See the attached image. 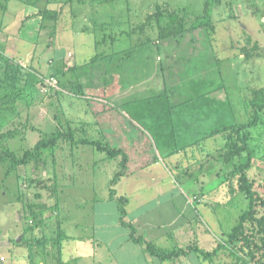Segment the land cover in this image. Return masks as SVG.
I'll return each instance as SVG.
<instances>
[{"label":"rangeland","instance_id":"1","mask_svg":"<svg viewBox=\"0 0 264 264\" xmlns=\"http://www.w3.org/2000/svg\"><path fill=\"white\" fill-rule=\"evenodd\" d=\"M101 1L0 0L7 5L6 10L0 6V53L42 75V84L31 104L20 102L18 113L0 115V153L22 158L39 139L58 130H73L74 139L60 140L55 158H49L37 170L31 162L8 175L9 163L0 162V239L10 245L23 243L24 229L33 224L27 206L41 203L47 207L45 216H49L46 233L51 235L55 223L61 221L67 235L74 237L66 255L77 252L104 256L115 252L119 264H157L143 250L145 255H138L141 246L128 240L129 230L119 222L117 203L110 199V181L121 158L110 159L105 152L82 141L119 145L121 134L117 126L120 124L121 128V122L111 127L107 111H101L98 103L89 104L77 85L85 84L86 92L96 94L103 90L105 100L124 111L130 109L127 101L156 97L166 89L175 99L185 97L187 86L182 79L196 76L214 80V88L207 92L229 99L239 122L257 120L249 128V175L260 185L257 188L262 195L264 112L256 118L247 103L251 89L264 86V0H222V4L215 5L212 20L216 30L202 46L188 36L178 42H159L155 24L148 26L146 17L157 10V4L160 8L186 9L189 14H197L202 11L204 0H112L100 4ZM43 8L56 17L26 18ZM129 50L132 53L128 54ZM246 51L252 56L246 58ZM94 57L96 60L92 61ZM106 57L111 58L109 64ZM196 60L200 61L197 68L193 65ZM75 66L79 70H73ZM59 68L63 74L57 73ZM189 68L192 70L188 72ZM106 72L110 79H93L105 77ZM128 127L126 137L139 134L138 128L130 124ZM225 144L224 136L217 135L176 154L163 157L168 153L164 152L155 163L123 176L114 188L118 195L129 198L128 220L137 227L140 214V220L145 216L154 220L160 210L177 208L176 221L191 220L185 230L195 234L193 243H184L186 246L178 249L195 244L211 249L216 241L222 242L223 231L237 224L249 205L242 194L231 189L235 183L230 174L236 164L246 162V153L227 163L222 156ZM131 145L132 142L128 147ZM134 145L139 147V143ZM151 152L157 153L155 146L148 150L150 155ZM38 193L40 197L36 196ZM16 214L21 221H16ZM35 233L28 236H42L40 229ZM24 245L26 249H16L23 253L16 258L12 256L15 249L1 246L0 253L5 259L8 257L4 264H29L26 255L31 245ZM219 255V264L235 261L224 250ZM96 261L98 264L99 259ZM86 262L95 261L87 257Z\"/></svg>","mask_w":264,"mask_h":264},{"label":"trees","instance_id":"2","mask_svg":"<svg viewBox=\"0 0 264 264\" xmlns=\"http://www.w3.org/2000/svg\"><path fill=\"white\" fill-rule=\"evenodd\" d=\"M72 1L75 0H70V2ZM109 1L112 2V0H102L100 4ZM220 4H222V0H204L203 9L197 14H189L186 9L160 8L157 4V10L147 15L146 24L148 26L155 24L158 41L161 43L178 42L179 38L188 36L190 41L197 42L198 45L202 46L207 36L215 33L216 28L212 20V11L215 5ZM0 6L3 10L7 8V5L2 2H0ZM36 15L41 16L43 19L56 17L48 9L43 8L39 9L38 13L30 14L26 18ZM127 35L129 36L130 33L127 32ZM127 53L130 54L132 51L129 50ZM251 56L252 53L246 51L245 57L249 58ZM94 60H96L95 57L92 61ZM195 63L193 65L197 68L200 61L196 60ZM79 68L75 66L72 69L77 71ZM191 70L192 68H189L188 72ZM57 73L63 74L64 71L59 68ZM41 77L42 75L36 69H24L22 65L14 63L12 57L1 52L0 115L3 113H18L20 102L24 101L26 105L31 104L37 97L39 86L42 84ZM182 80L186 82L187 86L185 97L175 99L166 89L156 97L142 99L139 100L140 102L127 101L130 109H123L124 111L117 108L116 103L110 104V101L103 100L105 97L103 92L99 94L86 92L87 85L79 83L77 87L87 96L88 103L93 105L98 103L102 108L101 111L109 113L110 118L106 117L107 121L111 119L116 126L120 121L122 128L118 127L120 124L117 126V130L121 134L119 145L103 144L97 140L82 141L98 151L105 152L110 159L121 158L119 169L110 181L109 196L117 203L119 222L128 228L129 239L140 245L148 256L170 260L193 252L201 260L213 261L219 255V252L224 250L234 258L233 264H264V194L259 193L258 188L260 185H257L256 181L249 175L251 165L249 141L252 138L249 128L256 125L257 120L248 123L239 122L229 99H219L207 92L210 88H214V80L196 76ZM247 105L256 118L264 112V86L251 89ZM95 114L99 115L100 112L95 111ZM127 121L130 126L140 130L137 136L129 135L128 138L124 135L129 132V129H127L129 127H126ZM68 130L65 132L54 131L39 139L32 149L25 151L22 158H18L13 153H0V162L6 161L9 163L7 174L15 172L21 165L27 167L31 162L36 170L40 164L45 166L49 158H55V147L60 140L73 139V130ZM217 135H223L226 140L222 155L225 162H234L246 153V162L236 164L230 174L232 181L235 183V186L231 189L243 195L248 201V208L237 219V224L229 231H223L221 234L223 237L222 242L216 241L211 249H201L198 244H195L184 249L164 251V249L157 247L153 240H149L144 234L139 233L134 223L128 220L127 205L129 198L118 195L114 185L123 176L136 172V169L155 163L158 156L163 155L164 152L168 153L163 157L176 154V152L185 151L205 139ZM130 142H132V145L128 147ZM135 143H139L138 148L134 145ZM153 146L156 147L157 153L151 152L150 155L148 150L152 151ZM131 147H133V150H129ZM160 150H162V154H160ZM8 158L11 159V162L8 161ZM41 182V185L45 184L43 180L38 181V183ZM36 196L40 197L41 194L38 193ZM27 207L29 213H31L33 224H29L24 229L25 236L29 237L28 233L34 234L35 230L40 229L42 236H35V239L40 242L43 240L45 243H51L54 252L61 253L62 242L70 238L62 228L61 221L55 223V229L51 230V235H48L46 233L48 229L46 219L49 216H45L47 207L41 203H32ZM13 241L15 242V240Z\"/></svg>","mask_w":264,"mask_h":264},{"label":"crops","instance_id":"3","mask_svg":"<svg viewBox=\"0 0 264 264\" xmlns=\"http://www.w3.org/2000/svg\"><path fill=\"white\" fill-rule=\"evenodd\" d=\"M108 52L111 53L110 50ZM110 57H106V60H105L106 62H108V64L110 63V60H111ZM115 57H118V56H115ZM120 58H122V57H120ZM143 59L146 60V58L144 56H143ZM119 69H121V68H119ZM109 75H110L109 72L108 73L106 72L105 77L99 76L98 78H93V79H110L111 75L110 76ZM113 79H115V77H113ZM106 82H108V80ZM100 92H103V91L99 90V93ZM103 94H104V92H103ZM105 94H106V92H105ZM103 100H105V99L103 98ZM110 104H112V102ZM108 114L106 117H109ZM111 121H112L111 119L108 120V123L111 125V127H114L115 122L114 121L111 122ZM127 126H128V124L126 123V127ZM4 195H5V193H4ZM173 212H176L177 215L174 214ZM178 212H179V210L177 208L176 209L173 208L171 210H168V209L163 210L162 209L159 211V213H157L155 215L154 220L146 218V216L140 220V217H141L140 216L141 214H140L138 216L139 217L138 218L139 224H137L136 228H137L139 233L144 234L149 240H153L154 243L156 244V246L160 247L161 249H164V251L183 248L187 244L194 242L193 240H195V238H194L195 234L190 235V232L188 233L189 229L185 230V228H186L185 225L186 224H187V226L191 225V222H192L191 220L186 218L182 222L176 221V218L178 216ZM17 214H16V221H21ZM167 217H168L167 220H163V218H167ZM193 217H192V220H194ZM155 229H157V231H155ZM183 229L185 230L184 232H182ZM191 232H193V231H191ZM153 233L155 235L154 239L152 238ZM73 240H74V237L70 236V238L68 240H65L64 242H62L63 243L62 250H61V253H58V254L56 252L52 253V251L54 249H53L51 243H49V242L45 243L43 240H42V242H44V243H42L39 240H36L35 238L33 239L32 237H26V240H24L23 243L22 242H21V244L15 243L14 245H10V244H8V242L0 239V247L4 246L8 250L9 249H15L14 250L15 253L12 256H14L16 258L19 255L23 254V253L22 254L18 253L16 251V249H20V248L26 249L24 244L28 245V246H26L27 248L31 245V247H30L31 251H30V253H28V255H26L29 258L28 259L29 264H89V262H86L87 257H90V258L93 257L94 261H95L94 264H96L97 259H99L98 264H119V262L116 261L117 255L113 254L115 252L105 253L104 256H103V254H99V255L89 254V253H87V254L80 253L79 254L77 252H71V253H68L66 255V253H65L66 248H67L68 244H70V242H73ZM128 240H129V238H128ZM198 242L200 243L199 239H198ZM180 243H183V244L185 243L186 245L184 244L183 246H179ZM133 244L135 246L137 245L135 243H133ZM138 250H139V252H137V253H139L138 255H145L144 253H142L143 249L141 247ZM192 253L193 252H191L190 254H188L186 256L180 255V256L174 257L173 259H170V260H162L158 257L154 258L153 260H157V264H177V263L178 264H216V263L219 264L221 261L220 260L221 255L216 256L213 259V261H210V260L204 261V260H201L198 257V255H196V256L192 255ZM219 254H220V252H219ZM57 256H58V258H57ZM0 257H4L2 253H0ZM19 257H21V256H19ZM149 258L151 259L152 257H149ZM7 260H8V257L6 256V259L4 257L3 261L0 260V264H4ZM196 260L197 261L200 260V261L197 262ZM25 261L26 260H24V262ZM148 262H144V263L150 264Z\"/></svg>","mask_w":264,"mask_h":264},{"label":"built area","instance_id":"4","mask_svg":"<svg viewBox=\"0 0 264 264\" xmlns=\"http://www.w3.org/2000/svg\"><path fill=\"white\" fill-rule=\"evenodd\" d=\"M0 260L3 261L4 260V257H0Z\"/></svg>","mask_w":264,"mask_h":264},{"label":"water","instance_id":"5","mask_svg":"<svg viewBox=\"0 0 264 264\" xmlns=\"http://www.w3.org/2000/svg\"><path fill=\"white\" fill-rule=\"evenodd\" d=\"M20 240H21V237H18V238H17V241H20Z\"/></svg>","mask_w":264,"mask_h":264}]
</instances>
